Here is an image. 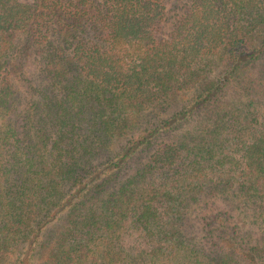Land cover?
<instances>
[{
  "label": "trees",
  "instance_id": "1",
  "mask_svg": "<svg viewBox=\"0 0 264 264\" xmlns=\"http://www.w3.org/2000/svg\"><path fill=\"white\" fill-rule=\"evenodd\" d=\"M165 17L164 0H0V264L18 247L13 264H132L124 237L133 229L155 246L150 264L170 254L264 264V238L245 250L226 235L223 254L205 262L179 230L213 200L237 197L264 228V87L251 77L264 62V0H190L161 39ZM22 37L42 55L49 86L16 114L4 68ZM174 98L185 99L179 111L137 133L142 112ZM162 133L176 135L162 144ZM122 137L132 138L114 152ZM169 211L178 231L166 237Z\"/></svg>",
  "mask_w": 264,
  "mask_h": 264
},
{
  "label": "rangeland",
  "instance_id": "2",
  "mask_svg": "<svg viewBox=\"0 0 264 264\" xmlns=\"http://www.w3.org/2000/svg\"><path fill=\"white\" fill-rule=\"evenodd\" d=\"M23 2L29 0H21ZM102 1V0H101ZM105 1V0H103ZM166 6V17L162 24L161 30L159 32V37L161 39H168L173 33L175 25L178 21L186 14V10L190 3V0H164ZM21 43V51L17 50L7 59V65L4 68L5 74H9V79L14 85L15 89L19 92L20 103L18 105L17 113H22L27 108L35 105L34 103L42 101L40 89L49 86V80L46 77V73L43 68V58L42 55L38 54L37 51L28 45L23 38ZM251 77L261 79L264 87V62H261L253 72H251ZM261 84V82H260ZM185 102L184 98H174L169 99L166 103L156 104L154 109H147L142 112L139 116L140 127L138 132H143L146 128L155 127L162 121L167 120L169 116L179 111ZM162 108V109H161ZM12 122L19 132H22V118L18 116L12 117ZM139 134V133H138ZM137 134V135H138ZM175 133L172 134H161L158 142L169 143L175 138ZM179 135V132L178 134ZM231 138L228 148L233 152L236 149L238 142V137L233 131L229 132ZM128 137V136H127ZM122 137L119 138L113 147L114 152L120 151L127 143V141L132 137ZM112 150L104 152L102 156L98 157L97 160L104 161L111 157L113 153ZM150 157V152H146L143 155L134 157L129 170H126V177L135 174L140 167L147 164ZM102 159V160H100ZM229 199H218L213 200L209 205L203 209L195 212L191 218H189L188 223L182 227V240L190 243L198 250H203L206 255L201 259V261L217 260L215 257L222 255L223 252L220 251V241L226 235L237 234L239 240H244L242 244L246 247L245 250H250L253 247L260 246L264 238V228L260 227V223H251L247 215L245 216V207L241 203V198L237 197L235 200ZM164 203L163 206H169L170 204L167 200L161 199ZM190 211V210H188ZM168 215L162 220L161 230L163 234L170 236L175 234L176 231L173 229L175 222L172 220L170 215ZM225 219V227H221L218 224L217 218ZM172 222V224H171ZM60 227V225L58 226ZM159 229V228H158ZM172 240L171 238H167ZM247 244V245H246ZM163 248L168 249L167 243H163ZM124 248L127 251V256L132 264H150L147 259V255L152 249L155 248L153 244L148 243L140 233L136 230H130L128 234L124 237ZM169 250V249H168ZM20 249L19 247L15 251L12 258H10L11 264L15 261ZM170 260L165 257L157 259L156 264H191L190 259L185 257L174 256L173 254L167 255ZM211 258H209V257ZM243 263L242 261H240ZM240 264V263H235ZM244 264V263H243Z\"/></svg>",
  "mask_w": 264,
  "mask_h": 264
}]
</instances>
